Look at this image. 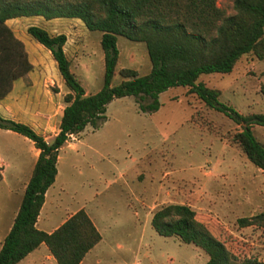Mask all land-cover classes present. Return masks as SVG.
<instances>
[{
  "label": "rangeland",
  "instance_id": "1",
  "mask_svg": "<svg viewBox=\"0 0 264 264\" xmlns=\"http://www.w3.org/2000/svg\"><path fill=\"white\" fill-rule=\"evenodd\" d=\"M217 4L227 13L234 11L232 0H217ZM31 22L51 32L64 31L71 68L85 91L101 87L104 58L100 30L88 29L77 17L32 19L21 23V30ZM40 45L32 53L41 66L37 65L35 76L24 83L35 81L38 86L31 96H53L52 107L40 102L33 108L51 115L46 134H52L58 130L67 87L51 53ZM117 47L113 82L122 78L118 70L123 66L140 74L149 71L143 41L118 35ZM197 80L219 88L220 100L241 113L264 112L260 90L264 58L252 52L242 54L230 72L202 73ZM159 101V108L150 112L140 110L133 95L113 98L99 126L86 125L70 136L69 141L77 146L60 151L58 180L52 190L55 197L59 192L62 198L57 214L75 204H84L94 214L104 243L110 246L105 248L104 264L108 257L115 259L114 264H206L208 256L202 248L176 235L160 234L151 225L158 206L184 202L231 251L264 260L263 228L238 222L241 216L264 210V170L252 163L232 138L241 125L206 105L189 86L169 87L159 93ZM0 108L18 116L16 108ZM252 128L264 143V126L253 123ZM31 145L26 136L0 128V173L3 165L9 178L17 168L26 167L32 159ZM10 199L7 184L0 179V205L7 207Z\"/></svg>",
  "mask_w": 264,
  "mask_h": 264
},
{
  "label": "trees",
  "instance_id": "2",
  "mask_svg": "<svg viewBox=\"0 0 264 264\" xmlns=\"http://www.w3.org/2000/svg\"><path fill=\"white\" fill-rule=\"evenodd\" d=\"M227 13L217 0H0V98L13 81L32 68L23 41L6 23L16 16L45 19L77 17L90 30H100L103 82L87 93L71 68L64 32L52 33L38 24L26 30L49 49L67 87L58 130L46 138L30 124L0 113V128L29 138L39 149L13 223L0 247V264H15L44 242L58 264H78L101 234L84 208L69 215L51 231L36 226L46 189L55 179L60 147L86 125L94 128L105 119L107 103L133 95L142 111L159 108V93L172 86H189L208 106L223 111L241 125L232 135L248 159L264 170V143L252 124L264 126V112L241 113L220 100V89L197 80L202 73L230 72L238 58L252 52L264 58V0H232ZM143 41L150 60L148 72L119 68L117 36ZM260 90L264 96V81ZM240 225L257 224L264 230V210L238 218ZM151 225L163 235H176L202 248L206 264H264L256 256L240 257L231 251L199 218L189 204L166 202L152 214Z\"/></svg>",
  "mask_w": 264,
  "mask_h": 264
},
{
  "label": "crops",
  "instance_id": "3",
  "mask_svg": "<svg viewBox=\"0 0 264 264\" xmlns=\"http://www.w3.org/2000/svg\"><path fill=\"white\" fill-rule=\"evenodd\" d=\"M41 15H32V16H16L12 18H8L6 20V23L11 27L14 34L19 37L23 43L24 47L27 51L28 58L30 62L32 63V69H30L24 76H21L19 78H16L13 83L10 91L0 99V107H3L5 110L7 109H18L16 110V113L18 116H13L12 114H9L8 112H4L0 108V113L7 117H12L17 120L24 121L28 124H30L36 131L42 133L46 138L51 137L53 134H46V129L49 127V123L51 121V115L48 116L45 113H42L39 110L33 109L38 104L43 103L45 105H48L49 107H52L53 105V96L47 95L46 99H39L37 95L31 96L29 93L32 91L38 90V86L36 85L35 81L33 84H25L24 81L28 80V78H31L32 76H35L36 67L41 66L39 65V59L34 56L32 53L33 48H37V46H41L39 42H36L26 36V28L30 24H37V23H28L24 28V31L21 30V23L27 22L28 20H42ZM52 19H63V17H55L51 19H46L47 21ZM44 25V24H43ZM18 30H21V33L19 34ZM49 30V29H48ZM50 31V30H49ZM51 32V31H50ZM57 32H64V31H57ZM55 33V32H52ZM65 33V32H64ZM66 34V33H65ZM67 36V35H66ZM67 41V39H66ZM66 43V42H65ZM46 48V47H45ZM50 52L48 48H46ZM65 49V44H64ZM66 51V50H65ZM9 99V100H8ZM64 106V105H63ZM59 113L58 122L60 121V117L62 114V109ZM78 139V138H77ZM79 140V139H78ZM32 142V141H31ZM33 143V142H32ZM76 147L77 143L75 141H69V139L64 143L58 152V158H57V173L55 176L54 181L52 184L48 186V188L45 191L44 194V201L41 205L39 214L37 216L36 220V226L40 229L51 231L55 229L57 226H59L69 215H71L73 212L78 210L79 208H84L90 218L92 219L93 223L99 230L101 234L100 240L95 243L83 256L81 261L78 264H104L105 263V248L110 247L109 244L104 243V236L98 226V223L96 219L94 218V214L90 212L88 208H85L84 204H75L70 206L69 208H66L61 213H58L59 204L62 200L59 192H57V195L55 197V193L52 192V190L55 187V184H57L58 175H59V168L58 163L61 159L60 151L65 147ZM31 151H32V159L26 167H19L14 174L8 177L7 174H5L4 166L1 169L0 173V179L4 183L7 184V191L9 195H11L10 203L7 207L5 205H0V247L2 245V241L9 231L14 216L18 210L25 186L28 182V179L31 175L33 166L35 164V161L37 159V155L39 152V149L33 145H31ZM62 188V187H61ZM63 189V188H62ZM53 193V194H52ZM53 195V196H52ZM52 197V198H51ZM114 258L108 257V264H114ZM23 262V263H22ZM15 264H58L54 256L50 253L47 245L44 242H41L37 247H35L33 250L28 252L24 257H22L20 260H18Z\"/></svg>",
  "mask_w": 264,
  "mask_h": 264
}]
</instances>
